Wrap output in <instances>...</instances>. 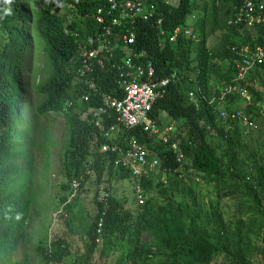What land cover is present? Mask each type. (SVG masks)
Returning <instances> with one entry per match:
<instances>
[{"label": "trees", "instance_id": "16d2710c", "mask_svg": "<svg viewBox=\"0 0 264 264\" xmlns=\"http://www.w3.org/2000/svg\"><path fill=\"white\" fill-rule=\"evenodd\" d=\"M176 1V5L168 6L160 0H150L156 6L154 17L137 24L132 48L144 52L143 60L152 63L156 79L172 72L178 74L177 82L170 84L167 94L153 104L150 118L159 126L176 129L174 140L185 155L186 180L177 176H167L165 184L143 180L146 198L142 205H136L133 190L131 197L113 190V179L128 181L131 188L134 182L128 172L113 169V154L100 153L101 145L109 143L103 132L93 123L83 131L71 132L72 140L82 142L72 147L70 141L62 151L65 180L57 182L60 203L67 201L73 179L83 176L85 182L76 198L65 205L64 212H70V217L57 215L53 224L56 228L51 233L50 226L45 228L44 236L37 240L33 247L37 264H264V237L261 248L251 240L257 229L264 231V120L259 116L264 110V61L250 68L244 81L237 83L231 50L233 46H263L264 23L252 27L227 24L243 0ZM178 26L189 29L194 39L178 35L169 42ZM3 27L20 29L14 12L0 18V264H31V254L27 255L25 249L21 261L14 256L19 246L26 247L28 238L22 232V213L26 218L29 204H34L40 194L24 178L22 154L35 144V134L28 129L22 136L28 107L19 109L16 101L37 103L44 86L34 78L17 81L18 71L25 66L13 64L16 51L3 43ZM160 30L163 36L158 35ZM159 40L164 43L161 49L157 46ZM119 57L117 54L114 58ZM39 59L34 61L37 74H48L53 80L54 90L47 97L56 99L57 92L69 97L71 90L81 87L92 94L87 107L95 109L100 105L99 96L75 81L73 72L62 69L53 49L45 50V60ZM10 73L11 84L5 83L3 88L4 74L9 78ZM87 78L93 79L102 92L121 97L112 74L97 72ZM229 84L245 90L250 102L246 104L237 93L230 94L224 109L241 111L256 124L255 129L220 119L217 104L209 103L211 97L220 95L221 87ZM11 86L12 94H8ZM48 107L46 102L35 105L34 120ZM101 117L104 129L116 124L113 114L109 119ZM30 119L29 114L27 121ZM121 135L135 137L149 158L156 156L164 167H175L174 160H162V155L171 156L172 152L158 137L142 133L139 128ZM222 147L225 160L217 155ZM40 151L49 156L45 147ZM211 183L217 200L206 204L202 186ZM99 190L109 192L106 204L96 202ZM222 191L226 192L220 195ZM86 193L92 194L91 200ZM227 196L238 201L231 222L219 205ZM79 203L89 225L84 233H72L70 229L67 234L65 225L70 227L74 222L73 210ZM59 229L65 234L57 232Z\"/></svg>", "mask_w": 264, "mask_h": 264}, {"label": "clouds", "instance_id": "9594fccd", "mask_svg": "<svg viewBox=\"0 0 264 264\" xmlns=\"http://www.w3.org/2000/svg\"><path fill=\"white\" fill-rule=\"evenodd\" d=\"M112 1H140L146 4L155 5V3L150 2V0H0V18L5 19L14 12L19 20V30L11 31L3 27L1 32L3 43L6 47L16 51L13 64L25 66L24 69L18 71L16 76L17 81L22 83L24 79L34 78L35 81L40 80L44 86L43 94L37 103H34L31 100L28 101V103L25 102V100L20 101L17 99L16 101V106L19 109L28 107L24 112L26 120L22 124V136H25L28 129H30V131L35 134V144L33 147L38 150H40L41 147H45V150L49 151V156L42 151L43 156H41L40 159H36L33 154V158L30 161L31 167L35 162L43 161L44 167H49L48 170H51L49 178H52L54 172L57 171L60 176L59 181L63 183L65 180L62 176L61 170L63 155L59 158L56 153L62 154L63 149L68 146L70 141H72L70 144L72 147L77 144L80 145L82 142V140H72V138H70L71 132L83 131L88 127L89 123H93L99 131L103 132L104 137L109 141V143L102 144L100 150L105 144L111 145L113 142H122L121 138L124 137L123 135H121V137H114L112 135L113 132L110 128L114 127L117 123L111 124L107 129L103 128L101 123L103 119L101 116H105L109 119L113 113L109 110L110 108L107 107V112L105 113H100L98 109L103 106L102 95H112L102 92L100 86H98L93 79L89 80V78H87L88 75L97 72H110L109 70H101L97 65V60L102 59L106 63L108 55L112 54L114 51V42H118L120 40L119 37H121L118 28H111V34L108 36L105 35V31L107 27H109V20L113 17L106 15L107 11L110 9ZM160 1L164 3V0ZM237 9H235L233 17L231 16L227 20L228 25H240V23H228V21L235 18ZM101 21H103V23H101ZM139 22L144 21H138L137 24ZM137 27L138 26L136 25L135 34ZM121 29L122 25L120 24V30ZM39 39L43 41L44 45L40 44ZM131 47H133V45H131ZM49 48L55 51L62 69L68 72H73L75 81L78 80L83 83L86 85L85 88H87V90L99 96L101 103L97 108L94 109L93 107H87V102L90 101L92 94L83 92V88L81 87H76L71 90L69 97L60 95L59 92L55 94L56 99L53 98V96L47 97V95L54 90V86L52 85L53 80L50 79L48 74H42L41 76L39 73L37 74L34 61L38 57L40 58V61L45 60V50H49ZM116 55L117 54L115 53L113 57ZM48 60L50 61L49 57ZM81 72H83V74H81ZM110 74L114 76V80L118 86L115 74L111 72ZM12 76L13 73H10L9 78L4 74V79L2 78L4 80L2 87L5 83L6 85L11 84L10 80L12 79ZM89 81L94 82V88H90L88 84ZM9 90H7L8 94H12V86ZM44 102H46L49 107L45 109L44 113L40 115L37 120H34V106L40 105ZM29 114L32 119L27 121ZM49 116H61L64 119V127L61 134L52 132L51 128L45 123L44 119ZM41 124L43 125V128L42 131L39 132ZM120 131L122 134L127 130L120 127ZM52 152H54V154ZM100 153L103 152L100 151ZM109 153L113 154L114 160L115 154L113 152ZM53 155H56L55 157L58 160V164L53 161L56 167H54L53 162L51 163ZM31 171L32 169L29 172ZM87 172L89 173V170ZM79 178H81L79 186L74 190L72 182ZM76 179L71 181V193L65 203H60L61 189L57 186V183H53L56 197L51 203V206L53 207V210H55L56 207L59 208L52 215L53 219L51 227L53 226L57 215L63 213L64 216L65 205L72 199L76 198L78 190L83 182H85L83 176H78ZM49 183L50 182L48 181L47 186Z\"/></svg>", "mask_w": 264, "mask_h": 264}, {"label": "built area", "instance_id": "2783aa9c", "mask_svg": "<svg viewBox=\"0 0 264 264\" xmlns=\"http://www.w3.org/2000/svg\"><path fill=\"white\" fill-rule=\"evenodd\" d=\"M242 2L240 8L237 9L235 18L228 21L229 24L240 23L246 27H252L254 24L264 23V0H243ZM176 3V0H164V4L168 6H174ZM155 10L156 6L154 4H146L140 1H112L106 15L113 17L109 20V27H107L105 35L111 34V28H118L121 37H119L120 40L118 42H114V51L108 55L106 63L102 59L97 60V65L101 70H109L115 74L121 91L120 98L103 94V106L98 109L100 113H105L107 112V107L114 114L117 124L110 128L113 132L112 135L121 137L120 127L128 131L139 128L142 133L151 137H158L162 144L171 150L172 155L164 154L162 155V160L170 158L175 162V167L171 169L170 167H164L161 160L156 156L149 158L148 152L135 137H122V142H113L111 145L105 144L102 146L101 152L109 151L115 154L113 169L120 168L131 175L132 182H134L132 190L136 205H142L146 198L145 191L143 192L141 186L143 180H153L165 184L167 176H177L179 179L186 178L184 176L185 155L179 143L174 140L177 136L176 129L170 125L159 126L150 118L153 104L167 94L168 86L177 82L178 74L172 72L163 79H156L152 63L142 59L145 55L144 52L135 51L131 47L136 40L135 29L137 22L152 20ZM194 18L195 16L191 17L192 20ZM160 22L161 19H158L157 24H160ZM120 24L122 25L121 30ZM163 34L162 30L158 32L159 36H163ZM178 35L187 38L191 37L192 39L195 37L189 29H183L178 26L172 31L168 41H175ZM157 46L161 49L164 43L159 40ZM231 50L235 55L232 58V63L236 70L235 81L237 83L244 81V77L250 68L264 61V45L256 46L253 49L249 48L248 45L233 46ZM115 53L119 54L120 57L115 59L113 57ZM88 84L90 88L95 87L94 82L89 81ZM220 91L218 97L209 99L210 104L215 106L217 104L216 109L218 110L219 118L224 121L230 120L243 123L255 129L256 124L241 111L224 109L226 96L234 93L239 94L241 100L248 104L250 101L245 90L229 84L221 87ZM189 95L192 97L193 94L190 93ZM259 116L264 120V110L259 112ZM80 179L73 180L72 187L74 190L79 186ZM108 198L109 193L107 191H99L96 200L101 204H106ZM100 223L98 224L99 227ZM97 233H100V231L97 230Z\"/></svg>", "mask_w": 264, "mask_h": 264}, {"label": "rangeland", "instance_id": "374dc122", "mask_svg": "<svg viewBox=\"0 0 264 264\" xmlns=\"http://www.w3.org/2000/svg\"><path fill=\"white\" fill-rule=\"evenodd\" d=\"M40 44L44 45L43 41L41 39H39ZM45 123L51 128L52 132L56 133V134H61L63 127H64V119L59 116V117H53V116H49L47 118L44 119ZM260 124V123H259ZM43 125L41 124L40 128H39V132L42 131ZM225 147H222L218 152L217 155L221 158H223L225 160V156L223 155V150ZM54 154V152H52ZM56 153V151H55ZM33 154L35 155L36 159H40L41 156H43V153L34 148L32 146V148L29 150L28 153L26 154H22V170H24V178L26 179V181H32V186L33 188H38L40 190V193L43 191L44 187L47 186V182L49 181V185L47 188V192H45L46 194L43 195L42 197L39 198V200L42 203V205L44 207H51V203H52V199L54 197V193H53V183H57L60 179H59V175L57 173V171L54 172V176L51 178H49V175L51 173V170H48L49 167H44V163L43 161L40 162H35L32 167H31V162H29L30 158L33 156ZM51 155V154H50ZM56 156V155H55ZM54 155L52 156L53 160L51 161V163L54 161L55 163H57V158ZM39 157V158H38ZM57 157L61 158L62 154L59 153L57 154ZM53 162L54 167H56L55 163ZM58 164V163H57ZM32 169L31 172H29ZM45 178L48 179V181L46 182ZM186 180V179H185ZM112 186H113V190L118 194V195H130V197L132 196V188L129 185L128 181H117L116 179H113L112 181ZM155 182V181H153ZM213 183H211L210 185L208 184H204L202 186V193L204 194V202L206 204H208L210 201H216L217 199L215 198V196L212 194L213 193V188H212ZM226 191H222L220 193L223 194ZM90 195V200H91V193H86L85 196ZM81 202V201H80ZM237 198L234 196H227L224 197L219 205L222 207L223 211L225 210L228 213V222H231V219L233 220V214L236 213V206H237ZM38 206L39 204L37 201L34 202V204H29L28 207V211L30 212L31 210L34 211V207ZM40 209V208H39ZM83 208L81 206V204L79 203L75 209L73 211H75V217L74 218V223H73V227L76 231V233L79 232L80 233H84L87 226L89 225V220L87 218V215L85 212H82ZM41 212V209H40ZM50 213V211L48 212V214ZM53 219V216L51 217ZM257 219V217H256ZM38 220V221H37ZM34 224L31 226V228L33 229V232L31 233L30 237H35L37 240L40 237L44 236V229H45V224H47L48 219L46 217H43L42 219L39 218L37 219ZM25 222V225H27V227H30L31 224H28L29 218L25 219V215L22 213V222ZM54 229V226L51 227L50 229V233L52 232L51 230ZM26 230V228L24 229ZM256 231L257 233L255 235H253L252 237V242L258 247L261 248V246L263 245V237H264V231L263 230H259ZM263 231V232H262ZM30 245V244H27ZM15 258L18 261L22 260V248L21 246H19L18 250L15 253ZM109 261H111L109 259Z\"/></svg>", "mask_w": 264, "mask_h": 264}, {"label": "crops", "instance_id": "0c3cea01", "mask_svg": "<svg viewBox=\"0 0 264 264\" xmlns=\"http://www.w3.org/2000/svg\"><path fill=\"white\" fill-rule=\"evenodd\" d=\"M29 182H32V181H29ZM47 188H48V186L44 187L43 191L38 196H36V201L38 202L39 207L38 206L34 207V211L33 210H31L30 212L27 211L25 219L29 218L28 224H31L30 227H27V225H25L24 221L22 222V232H26L27 237H28L27 239H25L26 240V247L25 248H23V244H22V259L24 258L23 249H25L27 255L31 254V256L28 257V260L31 264H37L36 256L33 253V247L35 246L37 239L35 237H30L31 233L33 232V229L31 228V226L34 224V222L37 219H39V218L42 219L43 217H46L48 219V222H47V224H45V228H47L49 226L51 227V225H52V218L51 217H52L53 213L56 210H58V208H59V207H56L55 210H53L52 206L51 207H49V206L44 207L42 205L43 202H41L39 200V198L46 194L45 192H47ZM53 193H54V197L52 199V202L54 201V199L56 197V192H55L54 188H53ZM39 208L41 209V212H40ZM49 211H50V213L48 214ZM36 213H38V214L36 215ZM69 213L70 212H65L64 217L68 219L70 217ZM73 223H72V225H70V227H68V224L66 223L64 230L67 234L70 233V229L72 230V233L76 232L74 227H73ZM57 227H58V225H57ZM25 228H26V230H24ZM54 228H56V225L54 226ZM57 232H61L62 233L61 235L65 234V232L62 229H59ZM63 237H66V236H63ZM27 244H30V245H27Z\"/></svg>", "mask_w": 264, "mask_h": 264}, {"label": "bare ground", "instance_id": "6f19581e", "mask_svg": "<svg viewBox=\"0 0 264 264\" xmlns=\"http://www.w3.org/2000/svg\"><path fill=\"white\" fill-rule=\"evenodd\" d=\"M232 83H233V82H232ZM232 83H231V84H232Z\"/></svg>", "mask_w": 264, "mask_h": 264}]
</instances>
